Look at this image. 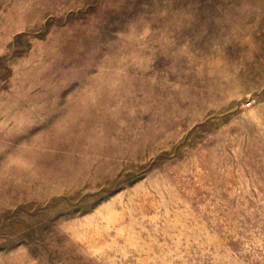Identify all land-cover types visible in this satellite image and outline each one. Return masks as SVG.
<instances>
[{
  "label": "rangeland",
  "instance_id": "rangeland-1",
  "mask_svg": "<svg viewBox=\"0 0 264 264\" xmlns=\"http://www.w3.org/2000/svg\"><path fill=\"white\" fill-rule=\"evenodd\" d=\"M0 264H264V0H0Z\"/></svg>",
  "mask_w": 264,
  "mask_h": 264
}]
</instances>
